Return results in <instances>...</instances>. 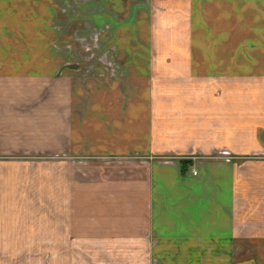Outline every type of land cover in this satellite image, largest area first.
Wrapping results in <instances>:
<instances>
[{
	"label": "crops",
	"instance_id": "1",
	"mask_svg": "<svg viewBox=\"0 0 264 264\" xmlns=\"http://www.w3.org/2000/svg\"><path fill=\"white\" fill-rule=\"evenodd\" d=\"M68 3L0 0V264H264V0Z\"/></svg>",
	"mask_w": 264,
	"mask_h": 264
},
{
	"label": "rangeland",
	"instance_id": "2",
	"mask_svg": "<svg viewBox=\"0 0 264 264\" xmlns=\"http://www.w3.org/2000/svg\"><path fill=\"white\" fill-rule=\"evenodd\" d=\"M93 0H69V3L67 4L66 8H61V12L65 13L69 20L66 22H70V30H71V36L72 40L69 43H65L61 46H56V48H63L68 49L71 53V58H67L66 62L71 61L72 63H78L79 59L73 56V53H75L73 50L77 49H83L87 52H91L99 47V41H98V35L102 33H109V26L102 25L100 28H97L96 26L92 25L90 20L88 18L82 19V23L84 25V28L87 30V37H82L81 34L78 32V24L80 20V9L79 4L80 2H90ZM144 0H140V3H142ZM95 11V8H88L87 9V15H92ZM87 22V23H86ZM90 23V24H89ZM67 26V25H66ZM68 27V26H67ZM75 45L77 47H75ZM105 57L99 58V61H104ZM92 60V56L90 58ZM107 65H113L110 61L106 62Z\"/></svg>",
	"mask_w": 264,
	"mask_h": 264
},
{
	"label": "built area",
	"instance_id": "3",
	"mask_svg": "<svg viewBox=\"0 0 264 264\" xmlns=\"http://www.w3.org/2000/svg\"><path fill=\"white\" fill-rule=\"evenodd\" d=\"M192 174L194 175L195 173H194V172H192Z\"/></svg>",
	"mask_w": 264,
	"mask_h": 264
}]
</instances>
